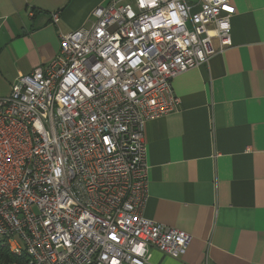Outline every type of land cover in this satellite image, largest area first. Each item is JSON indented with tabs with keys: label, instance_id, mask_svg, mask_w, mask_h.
Wrapping results in <instances>:
<instances>
[{
	"label": "built area",
	"instance_id": "2783aa9c",
	"mask_svg": "<svg viewBox=\"0 0 264 264\" xmlns=\"http://www.w3.org/2000/svg\"><path fill=\"white\" fill-rule=\"evenodd\" d=\"M235 13L230 0H107L61 34L0 98L1 245L26 264L182 258L192 236L144 216L146 124L178 108L177 76L232 45Z\"/></svg>",
	"mask_w": 264,
	"mask_h": 264
},
{
	"label": "crops",
	"instance_id": "0c3cea01",
	"mask_svg": "<svg viewBox=\"0 0 264 264\" xmlns=\"http://www.w3.org/2000/svg\"><path fill=\"white\" fill-rule=\"evenodd\" d=\"M106 1L0 0V98ZM230 1L232 45L177 76L178 108L146 124L144 216L192 236L182 258L151 249V264H264V0Z\"/></svg>",
	"mask_w": 264,
	"mask_h": 264
},
{
	"label": "trees",
	"instance_id": "16d2710c",
	"mask_svg": "<svg viewBox=\"0 0 264 264\" xmlns=\"http://www.w3.org/2000/svg\"><path fill=\"white\" fill-rule=\"evenodd\" d=\"M26 256L17 257L9 252L8 247L0 243V264H26Z\"/></svg>",
	"mask_w": 264,
	"mask_h": 264
},
{
	"label": "snow or ice",
	"instance_id": "6c2138e0",
	"mask_svg": "<svg viewBox=\"0 0 264 264\" xmlns=\"http://www.w3.org/2000/svg\"><path fill=\"white\" fill-rule=\"evenodd\" d=\"M113 239H115V237H113Z\"/></svg>",
	"mask_w": 264,
	"mask_h": 264
}]
</instances>
